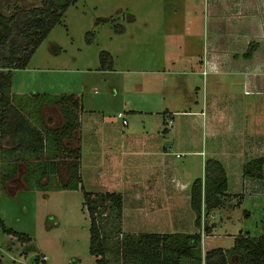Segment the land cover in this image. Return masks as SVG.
<instances>
[{
    "label": "rangeland",
    "instance_id": "374dc122",
    "mask_svg": "<svg viewBox=\"0 0 264 264\" xmlns=\"http://www.w3.org/2000/svg\"><path fill=\"white\" fill-rule=\"evenodd\" d=\"M240 1L76 0L67 8L61 21L33 54L26 70L13 71L11 88L29 95L66 93L80 99L83 109L78 130L83 145L85 143L87 147L83 151L85 163L81 187L76 190L56 189L51 175L42 173L21 174L22 181L8 189L5 182L0 183V264L95 263L89 250L90 222L84 207V193L95 192L92 186L96 185L92 182L97 175L95 177L93 173L95 169L104 168L98 165L100 161L93 162L89 146L96 123L110 121L116 133L124 131L121 119L117 117L119 112L130 122L132 114L138 115L140 109L146 110L138 88L142 80L140 66L145 65L140 56L155 49L162 53L158 55L175 54L178 52L176 42L181 39L177 34L185 26L194 36L196 51L202 54L208 49L212 30L217 36L222 35L221 30L214 29L212 22L217 25L220 22L222 13L219 10L225 9L224 5L238 10L236 5ZM39 5L40 0H0V12L10 15L16 6L31 8ZM100 55L105 59L103 63ZM222 78L227 81L236 79V76ZM235 90L239 95L243 93L241 88ZM253 96H244L243 105L235 107L238 109L236 114H233L234 110L228 114L225 123L220 124L221 119L214 120L213 131H220L221 136L233 131L234 139L220 137L221 153L228 150L227 145L239 144L240 139L245 141L246 137L264 136L263 94L260 98L255 97L256 100L251 99ZM241 126L243 128L239 130ZM175 140L180 142L181 136H175ZM209 143L204 133V144L210 147ZM248 154L246 149L244 157ZM198 159L187 154L180 158L173 156L180 179L194 180L202 176ZM64 171L62 167L59 175L63 176ZM249 186L232 181L222 205L202 216V222L210 229L208 234L203 230L201 241L204 240L205 248L228 249L239 232L248 231L252 236L263 234V196L252 198V187ZM261 186L259 192L264 190L262 182ZM189 207V198L185 197L175 214L181 223ZM245 209L249 215L245 214ZM116 229L114 224L106 227L110 260L115 259L114 246H122L123 234L120 236ZM116 255L119 256L118 252ZM181 264L195 262L183 259Z\"/></svg>",
    "mask_w": 264,
    "mask_h": 264
},
{
    "label": "crops",
    "instance_id": "0c3cea01",
    "mask_svg": "<svg viewBox=\"0 0 264 264\" xmlns=\"http://www.w3.org/2000/svg\"><path fill=\"white\" fill-rule=\"evenodd\" d=\"M238 3V10H232V6L227 5L219 10L222 13L219 15L220 22L218 25L212 22L214 29L221 30L222 35L219 37L212 30L208 49L202 54L196 51L194 36L192 32L188 33L186 26L177 34L181 39L176 42L178 52L175 54L158 55L162 54L158 49L149 54L144 52L145 55L140 56L145 65L140 63L142 80L138 88L141 89L140 100L146 110L140 109L138 115L132 114L130 122L124 118L126 124L120 118L122 127H125L121 133L114 131L111 127L113 123L104 120L96 123L91 133L89 146L93 162L100 161L98 165L104 167L103 170L95 169L93 173L97 177L92 182L96 185L92 186L95 189L92 193L114 192L121 195L120 230L124 234L198 232L190 207L183 223L175 215L182 199L189 198L188 189L193 180L179 178L173 156H197L202 176L204 160L215 157L225 168L227 190L232 181L242 186L250 185L252 198L262 195L264 200V190L261 193L258 190L263 188L260 184H264V177L254 179L242 175L244 163L255 157H264V136L246 137L245 141L240 139L239 144L227 145L228 150L221 153L220 137L234 139L233 131L229 130L226 136H221L220 131H213L214 120L221 119L220 124L225 123L228 114L233 110L236 114L238 109L234 108L243 105L244 96L254 95L251 99L256 100L255 97L260 98L263 94L264 100V0H241ZM229 76H236V79L226 81L222 78ZM235 88H241L243 93L237 94ZM41 95L70 94L29 95L20 89L12 91V88L10 91L12 105L44 134L47 130L63 126L65 118L58 103L49 99H34V96ZM181 105L183 108L179 109ZM79 118L80 112L78 128ZM204 133L211 142L210 147L204 144ZM178 135L181 136L180 142L175 140ZM82 140L77 130V134L69 139L63 138L59 146L56 145L59 151L54 161L61 162L57 171L72 160L69 150L78 147L80 176L83 178V151L87 147ZM246 149L249 154L244 157ZM50 151H55L52 144ZM45 157L43 153L41 159L36 158L35 154L20 150L9 142L8 136H0V183L5 182L7 189L12 188L22 181L21 174L37 162L47 160ZM241 192L244 193L243 188ZM245 214L250 212L245 209ZM201 242V254L204 256L208 249L204 247V240Z\"/></svg>",
    "mask_w": 264,
    "mask_h": 264
},
{
    "label": "trees",
    "instance_id": "16d2710c",
    "mask_svg": "<svg viewBox=\"0 0 264 264\" xmlns=\"http://www.w3.org/2000/svg\"><path fill=\"white\" fill-rule=\"evenodd\" d=\"M75 2L40 0L39 6H16L10 15L0 12V136H8L9 142L20 150L35 154L36 158L41 159L45 153L47 160L32 165L25 174H50L53 183H56L55 188L65 190L81 187L80 150L78 147L69 150L72 160L65 163L64 175L60 176L56 168L61 162L54 161L59 151L56 145L59 146L63 138L69 139L77 134L80 101L74 95L34 96L38 101L49 99L58 103L65 118L63 126L43 134L12 105L10 91L13 71L26 68L39 45L61 21L67 8ZM103 59L100 55L101 63ZM50 144L55 147L54 152L50 151ZM242 175L263 179L264 157H255L244 163ZM226 191L227 176L223 164L216 158H206L203 177L194 179L189 188V204L198 232L161 235H128L120 232L121 195L114 192L84 193V207L90 222L89 250L95 257L94 264H181L183 259H190L195 264H264V200L262 235L252 236L247 231L241 232L235 237L232 247L209 249L202 256V216L205 217L222 205ZM112 224L116 226L117 233L123 236L122 246H114L116 249L112 250L115 259L110 260L106 227ZM203 226L208 234L210 229ZM117 252L120 257H117Z\"/></svg>",
    "mask_w": 264,
    "mask_h": 264
},
{
    "label": "built area",
    "instance_id": "2783aa9c",
    "mask_svg": "<svg viewBox=\"0 0 264 264\" xmlns=\"http://www.w3.org/2000/svg\"><path fill=\"white\" fill-rule=\"evenodd\" d=\"M204 73H205V72H204ZM117 117L122 119V123H123V124H126V120L124 119V116H123V114H122L121 112H119V113L117 114ZM203 225H204V223L202 222V227H201V235H202V236H201V238H203V236H204V235H203V234H204V233H203V230H204V226H203Z\"/></svg>",
    "mask_w": 264,
    "mask_h": 264
}]
</instances>
